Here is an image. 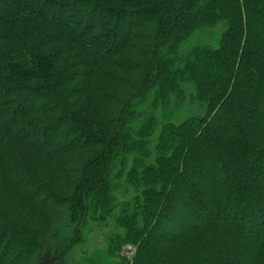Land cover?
Wrapping results in <instances>:
<instances>
[{
  "label": "trees",
  "instance_id": "trees-1",
  "mask_svg": "<svg viewBox=\"0 0 264 264\" xmlns=\"http://www.w3.org/2000/svg\"><path fill=\"white\" fill-rule=\"evenodd\" d=\"M92 226L115 264H264V0H0V264Z\"/></svg>",
  "mask_w": 264,
  "mask_h": 264
},
{
  "label": "rangeland",
  "instance_id": "rangeland-1",
  "mask_svg": "<svg viewBox=\"0 0 264 264\" xmlns=\"http://www.w3.org/2000/svg\"><path fill=\"white\" fill-rule=\"evenodd\" d=\"M224 30L223 24L218 25L213 31L208 33H196L190 37V39L185 42L180 48V52H186L191 47L196 45L199 42H205L212 44L221 32ZM202 109L199 108L196 104H191L186 101L184 104V111L179 116L177 121H181L189 116L201 115ZM83 234V244L73 248L68 254H66L60 264H115V261L108 258L106 255V245H105V235L108 232V229L100 228L99 226H92L89 229L82 230ZM131 248V247H125ZM122 249L120 256L123 255ZM44 256L42 255L41 263H44ZM53 261V260H52Z\"/></svg>",
  "mask_w": 264,
  "mask_h": 264
},
{
  "label": "built area",
  "instance_id": "built-area-1",
  "mask_svg": "<svg viewBox=\"0 0 264 264\" xmlns=\"http://www.w3.org/2000/svg\"><path fill=\"white\" fill-rule=\"evenodd\" d=\"M133 254V250L131 248H124L123 250V256L126 258H130Z\"/></svg>",
  "mask_w": 264,
  "mask_h": 264
},
{
  "label": "flooded vegetation",
  "instance_id": "flooded-vegetation-1",
  "mask_svg": "<svg viewBox=\"0 0 264 264\" xmlns=\"http://www.w3.org/2000/svg\"><path fill=\"white\" fill-rule=\"evenodd\" d=\"M52 262V261H51Z\"/></svg>",
  "mask_w": 264,
  "mask_h": 264
}]
</instances>
